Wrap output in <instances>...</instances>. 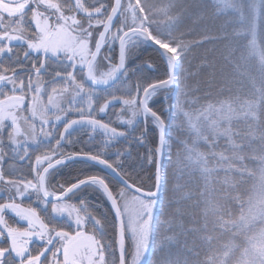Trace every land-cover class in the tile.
<instances>
[{
  "label": "snow or ice",
  "instance_id": "obj_1",
  "mask_svg": "<svg viewBox=\"0 0 264 264\" xmlns=\"http://www.w3.org/2000/svg\"><path fill=\"white\" fill-rule=\"evenodd\" d=\"M0 264H264V0H0Z\"/></svg>",
  "mask_w": 264,
  "mask_h": 264
},
{
  "label": "rangeland",
  "instance_id": "obj_2",
  "mask_svg": "<svg viewBox=\"0 0 264 264\" xmlns=\"http://www.w3.org/2000/svg\"><path fill=\"white\" fill-rule=\"evenodd\" d=\"M103 102V101H102ZM119 108H120V105H116L114 108H110L109 110H108V113H110V115H109V118H111L113 121H115L116 120V116L114 115V113L115 112H118L119 111ZM108 115H105L104 117H107L108 118ZM103 117V118H104ZM70 118H74V117H70ZM114 126H117L118 128L120 127L118 124H116V125H114ZM28 201L27 200H25V204H28L27 203ZM49 209H50V206H49Z\"/></svg>",
  "mask_w": 264,
  "mask_h": 264
},
{
  "label": "trees",
  "instance_id": "obj_3",
  "mask_svg": "<svg viewBox=\"0 0 264 264\" xmlns=\"http://www.w3.org/2000/svg\"><path fill=\"white\" fill-rule=\"evenodd\" d=\"M156 75H159V72H154V73H153V78H155ZM117 94H119V93H117ZM101 103H102V100H101ZM109 115H110V113H109ZM109 115H108V118H107V117H104V119H105V120H108V119H109ZM85 139H87V137H85ZM77 167H79V166H77ZM94 170H95V169H94ZM65 171H68V170H65ZM58 179H60V178L58 177ZM249 187H250V185H249ZM27 201H28V200H27ZM28 202H29V201H28ZM28 202H27V203H28Z\"/></svg>",
  "mask_w": 264,
  "mask_h": 264
}]
</instances>
